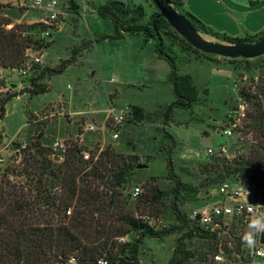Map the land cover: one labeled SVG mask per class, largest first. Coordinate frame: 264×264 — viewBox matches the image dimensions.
Segmentation results:
<instances>
[{"label": "rangeland", "instance_id": "obj_1", "mask_svg": "<svg viewBox=\"0 0 264 264\" xmlns=\"http://www.w3.org/2000/svg\"><path fill=\"white\" fill-rule=\"evenodd\" d=\"M31 1L22 0V5L19 1L18 6L13 5L15 8H2L0 24L9 31L15 24L32 25L44 20L47 12L32 8ZM57 1L69 5L67 16L62 19L60 31H52L47 38V46L40 52L41 62L35 64L25 59V76L16 70H0V100L8 94H18L6 105L5 116L0 120L3 138L0 143V157L3 158L0 176L5 168L22 166L20 162L25 154L21 147H13V142L31 147L39 139L48 148L50 157L55 141L67 144L71 140L85 148L87 155L89 151L99 153L111 147L117 153L137 156L138 164H146L147 168L136 169L124 185L122 194L128 202L126 208L155 230L175 228L166 236L142 240L138 251L140 264H169L179 239L193 255L185 264H207L210 256L220 249L227 262H245L242 252L245 253L248 246L243 245L241 249V244L238 247V243L233 242L241 240L249 231L250 224L243 218L232 220L227 233H215L218 244L197 235L188 240V229H178L180 222L171 213L168 199H160L147 209L137 204V200L151 185L160 191H167L172 186L164 160L171 145L168 136L174 142L171 155L177 173L183 182L196 187L203 179L181 171V166L192 169L191 165L181 163L183 160L208 161L212 156L206 153V149L222 144L227 145V159L231 160L255 146L253 135L245 133L247 122L244 117L249 106L240 92L258 91L257 87L264 81L258 79L259 69L251 67L247 70V65L241 61L194 53L175 36H170L167 39L170 54L176 61L178 72L192 77L199 91V102L192 109L174 108L171 121L165 125V108L174 97L168 83L169 65L157 58L154 43H144L141 35H125L121 40L102 39L114 33L112 22L96 13V8L108 0H75L78 8L73 10L69 0ZM116 1L130 6L142 5L145 11L143 22L158 12L151 0ZM199 33L206 40L230 44ZM74 50L77 55L73 57ZM259 58L264 60V55ZM70 59L74 61L61 74H47L39 80L38 83L46 85L48 91L33 96L22 93L30 88V79L37 77L42 69H58ZM12 84L16 87L11 88ZM132 106L142 109L143 121L136 122L131 118L119 125L107 122L102 131L110 107L122 110ZM89 125H95L98 130H87ZM228 127L232 135L225 137L222 130ZM114 133L118 134L116 139L112 138ZM10 179L17 185L25 181L23 177ZM226 181L238 183L244 193L248 190L256 195L252 183L245 177L233 176ZM216 186H200L196 198L179 207L181 212L192 221L189 216L193 211H201L217 199L213 195ZM135 187L141 190L137 197L132 196ZM193 223H189L191 228L199 226ZM135 237L134 233H129L119 242L132 243ZM255 264L263 263L256 261Z\"/></svg>", "mask_w": 264, "mask_h": 264}, {"label": "trees", "instance_id": "obj_2", "mask_svg": "<svg viewBox=\"0 0 264 264\" xmlns=\"http://www.w3.org/2000/svg\"><path fill=\"white\" fill-rule=\"evenodd\" d=\"M244 1L250 6L264 3V0ZM69 2L72 10L78 8L75 0ZM170 2L197 30L221 41L230 44L252 43L264 36V31L256 35L245 34L241 38L216 32L186 11L183 0ZM6 7L15 8L13 4H0V10ZM96 13L101 18L109 19L113 25V35L102 39L121 40L125 35H141L144 43H154L157 58L168 63V83L171 85L174 101L165 108V125L171 121L174 108L192 109L199 102L198 88L189 74L178 72L167 39L175 36L186 49L194 53L199 51L187 44L159 12L143 22L145 11L142 5L130 6L120 1L108 0L96 8ZM3 25L0 24V69H19L24 65L27 49L39 50L47 46L40 39V23L15 24L9 31ZM75 55L76 50L73 51V57ZM72 61L74 60H68L58 69H42L37 77L30 79V88L22 93L27 92L31 96L45 93L48 87L38 83L39 80L47 74H61ZM231 61L244 62L247 70L251 67L259 69L258 79H264L262 58ZM257 90L240 92L241 98L249 106L244 117L247 122L244 126L245 133L253 135L255 146H250L246 154H239L231 160L213 156L208 161L181 162L192 167L188 169L181 166V171L203 179L201 187L218 184L233 176L245 177L258 188L263 186L264 81ZM17 96L18 94L12 93L0 100V120L5 116L6 105ZM131 117L136 122L143 121L142 109L132 106ZM168 138L171 145L165 152L164 160L172 186L167 191H160L151 185L146 194L137 200V204L147 209L160 199H168L171 213L180 222L178 229H188V240L197 235L217 243L215 233L199 226L191 228L189 223L193 221L179 208L196 198L200 186L182 181L171 155L173 138ZM2 140L0 135V143ZM66 145L63 161L55 164L50 160L48 148L36 139L31 147L22 148L25 155L20 162L21 168H5L0 176V264H98L99 260H105L107 264H140L138 251L142 240L146 237L166 236L175 228L155 230L126 208L128 202L123 198L122 190L137 169V156H126L107 147L99 153L89 151L88 158L85 159L86 149L77 141H67ZM12 146L19 149L21 145L13 142ZM10 177H23L25 181L17 185ZM129 233L136 235L134 241L120 243L119 239ZM182 241L178 240L169 264H185L193 256ZM233 242H237L238 247L241 244L240 239ZM72 258L74 263H69Z\"/></svg>", "mask_w": 264, "mask_h": 264}, {"label": "built area", "instance_id": "obj_3", "mask_svg": "<svg viewBox=\"0 0 264 264\" xmlns=\"http://www.w3.org/2000/svg\"><path fill=\"white\" fill-rule=\"evenodd\" d=\"M31 7L47 12L45 19L39 22L42 26L40 39L46 43L47 38L51 36L52 31H60L61 25L63 24L62 19H65L67 16L69 5L59 3L57 0H32ZM42 49H27L25 52V59H28L31 63H40L42 60V55L40 54ZM32 54L36 55L32 56ZM26 66L29 68V65ZM14 70L18 71L22 76H25L27 73L26 67L13 69L12 71ZM131 118V109L129 107L122 110L110 107L106 111L102 131L107 127V122L119 125ZM87 130L95 132L98 128L95 125H89ZM222 135L230 137L232 135L231 128H224L222 130ZM117 137V133L112 135L113 139H116ZM20 147L24 148L25 144ZM66 147L67 145L65 143L55 141L52 145L53 152H51L50 158L57 163H61L64 159ZM227 151V145L225 144L219 145L216 148L210 147L206 149V153L212 157L228 158ZM84 158L87 159L88 155L85 154ZM2 161L3 158L0 157V163H2ZM251 186L254 187V194L256 193V195H253V193L248 190L244 193L240 184L235 182L225 180L218 183L213 190V195L217 199L211 203L210 206L204 207L201 211H193L191 216H189L190 219L197 223L199 227L210 233H218L221 231L227 233L230 222L239 218H243L245 222L250 224L254 215L264 214V184L261 188H258L253 183ZM247 187H249V185H247ZM140 192V188L135 187L133 188L132 196L137 197ZM259 239L260 234L255 237L254 245L251 248L248 247L247 250H245V253L242 252L246 257V261L240 264H255L256 261H262L264 264V245L260 243ZM120 240H123V238H120ZM241 242L242 249L243 245L246 244L242 241V238ZM222 253L223 250L221 249L215 252L210 256V261L207 264H235L224 260ZM69 263H74V259H70ZM98 264H107V262L105 260H99Z\"/></svg>", "mask_w": 264, "mask_h": 264}, {"label": "crops", "instance_id": "obj_4", "mask_svg": "<svg viewBox=\"0 0 264 264\" xmlns=\"http://www.w3.org/2000/svg\"><path fill=\"white\" fill-rule=\"evenodd\" d=\"M15 1L22 5V0H0V4H13ZM183 2L186 11L216 32L241 38L245 34L256 35L264 31V3L250 6L244 0H183Z\"/></svg>", "mask_w": 264, "mask_h": 264}, {"label": "water", "instance_id": "obj_5", "mask_svg": "<svg viewBox=\"0 0 264 264\" xmlns=\"http://www.w3.org/2000/svg\"><path fill=\"white\" fill-rule=\"evenodd\" d=\"M160 16L165 19L168 25L189 44L193 49L210 56H217L224 59H246L252 60L264 55V36L255 42L225 44L213 42L202 37L194 25L181 13L176 11L170 0H151ZM16 1L13 5H18ZM16 85H11L15 88ZM146 164H138L137 169H146ZM260 243L264 245V232L260 233Z\"/></svg>", "mask_w": 264, "mask_h": 264}, {"label": "clouds", "instance_id": "obj_6", "mask_svg": "<svg viewBox=\"0 0 264 264\" xmlns=\"http://www.w3.org/2000/svg\"><path fill=\"white\" fill-rule=\"evenodd\" d=\"M261 232H264V214L254 215L249 225V231L244 234L242 241L251 248L255 243V237Z\"/></svg>", "mask_w": 264, "mask_h": 264}]
</instances>
